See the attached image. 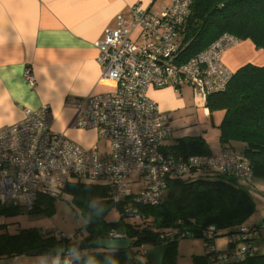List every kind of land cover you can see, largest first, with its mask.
<instances>
[{"label": "built area", "instance_id": "1", "mask_svg": "<svg viewBox=\"0 0 264 264\" xmlns=\"http://www.w3.org/2000/svg\"><path fill=\"white\" fill-rule=\"evenodd\" d=\"M192 1L170 0L159 13L132 7L129 17L118 15L116 27L106 29L104 38L94 43L101 78L114 87L101 94L67 97L65 103L74 112L70 128L95 131L107 142V150L84 148L56 133L47 104L25 109L20 121L0 129L1 205L30 212L40 196L57 199L71 179L107 187L114 201L129 197L125 207L162 204L171 180L199 173L230 174L244 183L252 179L244 158L229 148L215 155L176 156L168 143L174 133L170 115L149 95L152 89L179 92L189 87L205 106L232 77L223 55L239 41L229 34L186 62L178 61L181 25ZM24 77L35 84L29 71ZM249 233L241 227L231 240H244ZM109 238L122 237L110 233ZM136 261L145 264L139 256Z\"/></svg>", "mask_w": 264, "mask_h": 264}, {"label": "trees", "instance_id": "2", "mask_svg": "<svg viewBox=\"0 0 264 264\" xmlns=\"http://www.w3.org/2000/svg\"><path fill=\"white\" fill-rule=\"evenodd\" d=\"M223 34L239 42L248 40L257 50H264V0H193L181 25L178 61L186 62ZM205 108L210 114L224 113L218 126L219 143L244 158L250 181L244 183L230 174L199 173L171 180L162 204L125 207L129 197L114 201L107 187L71 179L59 197L67 195L84 219L74 239L36 228L10 234L0 226V261L48 249L56 252L42 255L47 261L35 264H139L137 256L149 264L144 259L145 246L164 245L161 264H177L179 241L193 237L204 240L207 248L205 254L191 256L192 264H264V223L243 225L254 209L243 184L264 180V65L246 64L237 69L224 91L207 98ZM235 143L240 146L231 145ZM171 151L184 158L211 154L207 142L196 136L179 138ZM55 200L40 196L28 213H49ZM112 210L118 218L108 222L106 216ZM22 212L17 206L0 204V215ZM211 227L215 228L213 233L209 232ZM241 227L249 229L248 238L232 241ZM110 233L128 239L130 248H100L99 239L109 238ZM220 236H227L229 241L223 252L214 248V240ZM61 246L63 254L59 252Z\"/></svg>", "mask_w": 264, "mask_h": 264}, {"label": "crops", "instance_id": "3", "mask_svg": "<svg viewBox=\"0 0 264 264\" xmlns=\"http://www.w3.org/2000/svg\"><path fill=\"white\" fill-rule=\"evenodd\" d=\"M170 5V0H0V129L20 121L25 109L47 104L56 133L84 148L97 146L100 140L95 131L70 128L74 112L65 99L113 89L111 82L101 78L94 43L104 38L106 29L116 27L118 15L129 17L132 7L159 13ZM223 62L233 72L246 64L264 65V50H257L248 40L240 41L224 53ZM25 71L34 78V85L26 82ZM182 91L152 89L149 95L173 117L192 107V100ZM202 112V123L214 114L217 127L224 115L210 114L205 106ZM193 135L207 142L212 155L223 148L219 142L211 145L202 134ZM158 248L143 250L149 264H161L164 246ZM191 249L192 254L179 256L177 264H192V255H203L197 243ZM20 259L10 260L17 264Z\"/></svg>", "mask_w": 264, "mask_h": 264}, {"label": "rangeland", "instance_id": "4", "mask_svg": "<svg viewBox=\"0 0 264 264\" xmlns=\"http://www.w3.org/2000/svg\"><path fill=\"white\" fill-rule=\"evenodd\" d=\"M182 89V94L192 100V107H188L186 112H184L185 114L179 113L173 117L169 114L170 124L174 129V133L172 139L168 141V143L175 144L177 140L183 136L202 134L206 139H208L211 145L218 144L219 130L215 125V115L213 114L212 119L206 120L202 123V119L204 118V114L202 112L204 106L198 100L197 93L195 94L189 87H183ZM99 140L100 142L97 146L99 147L100 152L107 150V142L103 140V138H100ZM243 186L247 189L254 201V209L251 214L245 218L243 225L252 226L264 223V180L253 179L250 184H243ZM69 201L70 199L67 195H62L61 197L58 196L49 213L35 214L24 211L20 214L0 215V226L4 231H8L10 234L21 229L36 228L42 230L43 232H53L58 235L62 234L66 238L74 239V234L84 225V219L73 209ZM117 218L118 214L115 210H112L106 216V220L108 222H115ZM194 242L202 248L203 254H205L201 240L199 238L190 237L179 241V256H188L192 254L190 252L192 251L191 247ZM218 242L221 243V245ZM228 243L229 241L227 236H220L214 240V248L217 251L223 252L227 250ZM159 246H145L144 249L158 250L160 249L158 248ZM46 258L47 257H43L42 255L36 257L22 256L19 263H40L42 261H47ZM0 264L13 263L10 259H4L0 261Z\"/></svg>", "mask_w": 264, "mask_h": 264}, {"label": "water", "instance_id": "5", "mask_svg": "<svg viewBox=\"0 0 264 264\" xmlns=\"http://www.w3.org/2000/svg\"><path fill=\"white\" fill-rule=\"evenodd\" d=\"M98 246L106 250H125L130 248V241L124 238H101L98 241ZM56 251H51L48 249H40L28 254L29 257H35L37 255H50L54 254ZM60 254L64 253V247L59 248Z\"/></svg>", "mask_w": 264, "mask_h": 264}]
</instances>
